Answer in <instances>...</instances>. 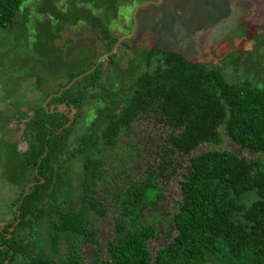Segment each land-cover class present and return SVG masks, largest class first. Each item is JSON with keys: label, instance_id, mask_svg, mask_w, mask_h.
I'll list each match as a JSON object with an SVG mask.
<instances>
[{"label": "trees", "instance_id": "16d2710c", "mask_svg": "<svg viewBox=\"0 0 264 264\" xmlns=\"http://www.w3.org/2000/svg\"><path fill=\"white\" fill-rule=\"evenodd\" d=\"M24 1L0 0V28L25 18L18 14ZM79 2L103 8L102 22L92 9L72 3L81 19L101 27L108 39L102 55L110 53L121 39L108 29L119 11L116 1ZM238 32L245 39V30ZM129 39L119 50L134 48ZM255 39L246 53L235 46L217 63L158 45L143 52L145 66L137 72L117 68L119 50L107 58L108 69L98 58L70 61L59 86L35 107L28 148L6 147V170L23 185L8 225L18 215L19 221L10 236L0 230V264H84L81 243L93 246L91 264H264V34ZM88 102L94 117L84 120L80 110ZM144 115L168 128L160 160L118 195L120 213L103 257L90 216L107 212L95 196L106 180L105 151L120 149L122 135ZM81 121L88 122L84 133L71 139L72 126ZM225 138L261 155H241L225 147ZM205 143L212 148L191 156ZM178 155H189V164L181 198L167 217L175 234L153 253L149 241L158 227L145 222L143 210L146 200L156 204L163 196L159 178L177 173Z\"/></svg>", "mask_w": 264, "mask_h": 264}, {"label": "rangeland", "instance_id": "374dc122", "mask_svg": "<svg viewBox=\"0 0 264 264\" xmlns=\"http://www.w3.org/2000/svg\"><path fill=\"white\" fill-rule=\"evenodd\" d=\"M115 1L119 11L111 21L109 32L123 40L130 38L135 43L133 49L126 46L119 50L121 43L117 46L116 51L123 54L118 58L117 68L120 70L135 67L137 72L143 68L145 63L142 54L150 45L180 50L195 60L217 63L235 46L246 53L245 47L252 41H257V35L264 34V0ZM78 2L79 0H25L20 6L22 11L18 13L25 18H17L12 26L0 28L2 228L8 226L14 218L11 202L19 196L23 185L11 179V174L6 170V147L13 142L17 150L28 148L31 137L29 121L34 115L35 107L39 103H46L45 92L59 86L67 64L81 65L89 58L100 60L107 54L102 55V52H106L105 44L108 39L103 35L101 27L97 29L81 19L72 3L84 10L92 9V15L102 22L103 8L95 9L91 3ZM239 27L245 30V39L238 32ZM46 45H50V48H46ZM45 50L47 54L44 59L41 55ZM106 61L107 58L102 61L105 62L104 67L107 65ZM127 72L133 73V70ZM112 73L113 71L110 72L111 78L116 81L117 77ZM89 107L88 102L80 110L84 113V120L87 116L89 120L94 117V113L88 112ZM74 111L76 112L75 109ZM86 124L87 121L74 124L71 139L84 133ZM167 131L168 128L155 120L154 116L144 115L133 123L128 134L122 135L118 144L120 149L105 151L108 156L104 167L106 180L103 181L102 178L99 181L95 196L103 203L107 212L104 216L96 213L90 216L103 257L106 255L107 243L114 236V217L120 213L118 195L130 186V182L145 178L149 170L156 166ZM224 145L235 148L241 155H261L259 152L250 154L227 138L224 139ZM211 148L210 144L205 143L191 156ZM178 159L182 165L177 173L168 180L159 178L164 185L163 196L156 204H150L146 200L147 207L143 210L145 222H155L158 227V235L149 241L153 253L175 234L174 230H168L170 225L167 217L175 210L181 198V179L184 178L183 172L187 171L189 155H178ZM30 177L29 175L28 178ZM74 207L79 208V203L75 202ZM92 247L81 243L84 264H91Z\"/></svg>", "mask_w": 264, "mask_h": 264}, {"label": "flooded vegetation", "instance_id": "af4514ba", "mask_svg": "<svg viewBox=\"0 0 264 264\" xmlns=\"http://www.w3.org/2000/svg\"><path fill=\"white\" fill-rule=\"evenodd\" d=\"M14 208L16 209V205H14ZM19 219H20V217H19ZM19 220H15V221H13V224L12 225H8V226H5V227H3L2 228V226H0V230L2 231V233H5V231H3L5 228L7 229V233H8V235L10 236L11 235V232L13 231V229L15 228V225L17 224V222H18Z\"/></svg>", "mask_w": 264, "mask_h": 264}, {"label": "water", "instance_id": "95a60500", "mask_svg": "<svg viewBox=\"0 0 264 264\" xmlns=\"http://www.w3.org/2000/svg\"><path fill=\"white\" fill-rule=\"evenodd\" d=\"M123 40V38H121L119 41H118V43H117V45L115 46V48L110 52V53H107V54H105L101 59H100V61L99 62H102L103 60H105L106 58H108L112 53H114V50L116 51V49H117V46L120 44V42ZM75 80V79H74ZM74 80H72V82H70V83H73L74 82ZM69 83V84H70ZM17 213H19V211H17ZM19 215H18V217H17V220H19Z\"/></svg>", "mask_w": 264, "mask_h": 264}]
</instances>
